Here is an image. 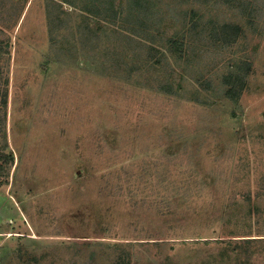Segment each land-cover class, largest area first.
I'll return each instance as SVG.
<instances>
[{
    "label": "rangeland",
    "instance_id": "rangeland-1",
    "mask_svg": "<svg viewBox=\"0 0 264 264\" xmlns=\"http://www.w3.org/2000/svg\"><path fill=\"white\" fill-rule=\"evenodd\" d=\"M2 153L0 264H264V0H0Z\"/></svg>",
    "mask_w": 264,
    "mask_h": 264
},
{
    "label": "trees",
    "instance_id": "trees-1",
    "mask_svg": "<svg viewBox=\"0 0 264 264\" xmlns=\"http://www.w3.org/2000/svg\"><path fill=\"white\" fill-rule=\"evenodd\" d=\"M226 1H228V0H226ZM143 5L147 6V4L145 5L144 3H143ZM194 26H196V24ZM212 30L214 32V35L217 38H221V39H224V40H229V39H231V38H233V37H235L237 35V26H230L228 23H223L220 26H214L212 28ZM2 48H4V47H2ZM241 68H244V69L242 71L243 73L237 74V77L239 79H243L244 78V76L247 73V70H249V66L246 67L244 65H241ZM5 102H6V100H5ZM12 158L13 157L7 155L6 153L0 154V161L3 162V163L9 162ZM3 163L0 165V169L4 168Z\"/></svg>",
    "mask_w": 264,
    "mask_h": 264
}]
</instances>
